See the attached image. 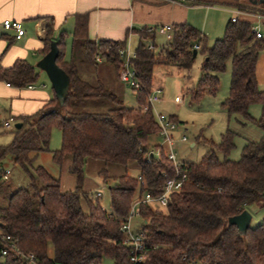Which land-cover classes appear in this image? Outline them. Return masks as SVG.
I'll return each mask as SVG.
<instances>
[{
    "label": "trees",
    "instance_id": "obj_1",
    "mask_svg": "<svg viewBox=\"0 0 264 264\" xmlns=\"http://www.w3.org/2000/svg\"><path fill=\"white\" fill-rule=\"evenodd\" d=\"M251 11L264 16V10ZM87 24V16H78L69 61L65 59L64 33L57 42V64L71 80L65 104L61 106L55 95L36 114L16 119L22 128L15 130L11 144L0 146V163L11 156L31 179L28 188L13 192L8 204L0 207V234L17 239L20 249L34 253L40 264H102L105 258L114 264H129L122 224L136 199L146 193L160 196L167 180L177 172L167 154L162 150L157 158L149 144L150 138L160 133L154 112L142 110L147 94L153 91L154 68L173 65L189 71L202 53L206 60L201 78L188 91L192 101L205 95L217 96L220 75L231 61L230 92L222 106L229 121L240 116L243 126L255 125L263 135L257 142H248L241 158L235 161L228 157L235 147L236 133L228 128L219 143L205 139L209 149L199 162L179 164L178 170L187 181L170 196L168 206L139 208L147 235L145 264H264V221L245 233L229 224L230 218L248 207L264 208V91L256 74L264 41L256 38L252 24L231 21L223 38L211 48L206 37L187 24L175 27L171 41L159 51L140 43L132 59L140 84L136 91L138 107L132 109L126 108L124 100L104 82L92 83L82 76L79 64L96 68L97 57L114 65L118 72L122 62L119 52L127 44L126 40L91 41ZM52 34L50 24L44 39L47 53ZM149 35L144 31L141 38ZM196 45L200 46L198 50ZM38 80L36 68L27 61H18L10 69L0 67V81L16 88H26ZM88 101L100 102L105 110L81 111ZM255 104L262 107L259 118L250 113ZM170 118L178 123L176 117ZM54 127L61 130L62 147L52 152V158L58 165L70 160L69 171L76 180L72 191H63L61 181L44 167H33L40 152H50ZM90 161L102 165L98 175L111 185L110 211L85 190V171ZM130 163L138 165L137 176L128 174ZM112 166L123 168L124 173L111 176ZM3 177L5 172L0 169V179ZM0 264L19 263L14 254L3 257L0 253Z\"/></svg>",
    "mask_w": 264,
    "mask_h": 264
},
{
    "label": "crops",
    "instance_id": "obj_2",
    "mask_svg": "<svg viewBox=\"0 0 264 264\" xmlns=\"http://www.w3.org/2000/svg\"><path fill=\"white\" fill-rule=\"evenodd\" d=\"M251 9L264 10V0H0V67L10 69L23 60L34 66L39 74L38 82L26 88H16L0 81V124L32 116L55 97L54 89L50 90L47 86L46 73L37 68L47 54L44 39L50 24H53L52 42H58L64 33L67 49V41L72 47L78 16H87V34L91 41L126 40L125 47L129 46L135 53L132 49L135 47L136 50L140 43L151 44L156 51L163 49L173 34V31L164 34L155 31L163 25H170L173 29L190 25L206 37L207 45L223 38L233 18L249 22L252 27L258 21L256 26H261L264 16L255 14ZM7 20L20 23L24 30L20 38L16 30L4 27ZM144 31L151 34L149 38H141ZM158 36L164 37L167 44L157 46ZM70 55L68 57L66 51V61L70 60ZM65 163L69 165L70 160ZM135 165L139 172L136 163L129 164L132 167ZM90 166L97 173L102 168L94 161H90L86 168ZM112 169L118 170L115 176L124 173L121 167L109 168L110 171Z\"/></svg>",
    "mask_w": 264,
    "mask_h": 264
},
{
    "label": "rangeland",
    "instance_id": "obj_3",
    "mask_svg": "<svg viewBox=\"0 0 264 264\" xmlns=\"http://www.w3.org/2000/svg\"><path fill=\"white\" fill-rule=\"evenodd\" d=\"M258 24V21L254 26ZM264 34V23L260 24ZM264 41V39H263ZM157 46L162 47L166 45L164 37L158 36ZM215 42L208 43V47H213ZM151 45V44H149ZM148 45V46H149ZM131 46V45H130ZM133 48V45L131 46ZM131 48V49H132ZM135 51L134 49H132ZM71 53V43L67 41V55ZM206 60V55L199 53L193 67L189 70H182L173 65L156 66L154 69V90H163L160 95V100L153 104V112L156 116L163 114L166 117H176L178 119L177 128L172 131L174 135L173 150L177 155L178 163L185 162H199L204 154L208 151L209 146L205 144L206 140H213L215 143L221 141L222 135L229 128L236 133L234 140L235 147L229 155L230 160H239L241 158L242 150L248 142H257L261 139L263 133L255 125L247 124L243 126L244 122L240 116H233L229 121L228 113L223 108V102L228 98L231 85L232 63H227L226 72L220 75V89L217 96H203L199 101H192L188 91L197 85L201 74L202 66ZM77 62H80V57L77 56ZM80 72L84 79L96 83L102 81L107 88L125 101V107L128 109L138 107L136 92L128 84L121 82L119 78V71L117 72L114 65L102 62L98 63L96 68L83 67L79 64ZM257 79L259 87L264 91V49L260 52L257 63ZM47 86L52 90V85L47 75ZM152 91V92H153ZM180 97L181 103H177L175 99ZM105 106L97 101H88L83 105L81 111H103ZM250 113L253 117L259 118L262 113V107L259 104L251 106ZM12 121V128L6 129L3 124H0V145L7 146L11 144L15 137V124ZM184 137L186 141H184ZM151 149H154L156 155L160 151L168 154V147L165 146L164 137L160 134L150 138L149 142ZM192 144H195L192 147ZM157 146V147H156ZM62 147V133L57 127L52 131L50 141V152H40L39 157L33 163V167L42 166L50 175L61 181L63 191H72L75 189V177L69 171V165L64 163L58 165L53 161L52 152L60 150ZM33 155V154H32ZM220 159H224L223 155L219 154ZM11 156H7L3 162L0 163V169L7 173L5 177L0 179V207H5L8 204L9 198L13 192L20 188H28L30 186V175L20 166L13 162ZM136 167V165H135ZM134 166L128 167V174L132 176L138 175V169ZM120 169V167H118ZM122 169V168H121ZM31 173L33 168L30 169ZM118 170H109L111 176L118 174ZM85 189L92 195V198L99 202L106 210H111V198L109 183L105 182L102 177L94 171V167L86 168L85 171ZM159 208L157 205H153ZM253 217L251 226H257L264 221V208L260 206H251L246 209ZM145 219L141 216L133 217L132 227L135 232H139ZM102 264H114L110 258H105Z\"/></svg>",
    "mask_w": 264,
    "mask_h": 264
},
{
    "label": "built area",
    "instance_id": "obj_4",
    "mask_svg": "<svg viewBox=\"0 0 264 264\" xmlns=\"http://www.w3.org/2000/svg\"><path fill=\"white\" fill-rule=\"evenodd\" d=\"M237 21V18L232 19L233 23H236ZM4 27L6 29L16 30L18 33V38H20L24 34V30L22 29L20 23L16 21L7 20L4 22ZM155 31L161 34H164L166 32L169 33L173 31V27L170 25H163L156 28ZM252 31L254 32L257 39L264 38L263 30L260 26H253ZM150 32H152V30ZM147 47L149 50L154 49L153 45ZM199 48V45L195 46L196 50H198ZM119 54L122 61L119 71V78L121 82L131 86L132 89L135 90V92L140 90V84L137 79L136 72L132 67V59L134 58L135 53H133L130 50V47L127 46L121 49ZM97 61L101 62L102 59L100 57H97ZM161 93V90H156L147 94L146 105L142 108V110L144 112L148 111L149 109L152 110L153 104L160 99ZM175 101L177 103H181L182 99L180 97H177ZM156 119L160 127L159 134L160 136L164 137L165 146H167L169 149L168 154L166 155L167 159L177 169V172L175 177L167 180L163 188V192L160 196L153 197L150 193H146L142 198L136 199L132 205L127 221L122 224L120 230L125 236L123 244L129 249V264H145L148 259L147 235L142 228L139 232H135L132 227L133 217L141 216L139 208L157 205L159 209H165L169 204L170 196L173 193L180 191L184 183L187 181V176L185 174H182L178 170L180 163L177 162V155L173 150L174 135L172 134V131L177 128V123L174 122L170 117H166L162 114L156 116ZM3 126L6 129L12 128V121H4ZM183 140L186 141V138L184 137ZM156 157L160 158V152L158 155H156ZM5 179H7V173H5ZM140 180L141 184L144 185L145 182L141 178ZM0 241L2 244L0 253L3 257L14 254L19 264H40L38 257L34 253H27L20 249V247L18 246V240L13 238L12 236L0 234Z\"/></svg>",
    "mask_w": 264,
    "mask_h": 264
},
{
    "label": "water",
    "instance_id": "obj_5",
    "mask_svg": "<svg viewBox=\"0 0 264 264\" xmlns=\"http://www.w3.org/2000/svg\"><path fill=\"white\" fill-rule=\"evenodd\" d=\"M193 54L194 57H197L198 52L195 50ZM59 55L60 50L57 42L53 41L50 51L37 64V68L46 73L55 91L58 102L63 106L68 97L71 80L69 75L57 64ZM15 128L20 130L22 123H16ZM252 220L253 217L250 212L245 210L241 214L230 218L229 224L236 226L240 232L245 233L251 227Z\"/></svg>",
    "mask_w": 264,
    "mask_h": 264
}]
</instances>
